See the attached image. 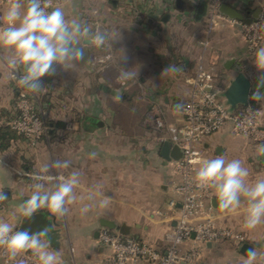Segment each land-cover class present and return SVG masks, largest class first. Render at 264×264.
I'll use <instances>...</instances> for the list:
<instances>
[{
	"label": "crops",
	"instance_id": "1",
	"mask_svg": "<svg viewBox=\"0 0 264 264\" xmlns=\"http://www.w3.org/2000/svg\"><path fill=\"white\" fill-rule=\"evenodd\" d=\"M108 1L109 0H103L102 3L96 4V11H93L94 6H91L89 8L90 13L88 11L87 13L83 12V5L80 4L79 0H51V3L53 8L56 6L63 7L66 13V17L69 16L68 11L74 10L78 14L77 18L86 22L94 31H108L115 35L116 40L112 42L111 48L107 45L101 48H97L95 46H85L84 48L85 60L78 65L76 70L80 69L82 66L83 70L86 69V73L88 74L85 83H83L87 88L86 94H83L81 97V101H84L86 103V107L83 108V113L81 111H76L71 117V121L75 124V126L71 128L68 133L71 137L72 144L67 147L65 145H61L60 151H58L59 153L57 152L55 156L56 159L60 160H64L68 156H70L73 162L70 171H72L73 169L80 170L82 173L86 171V175L82 176L81 188L77 189L78 193L82 190H87L88 188L92 187L95 181H97L99 184H101L100 186L103 193L106 196L110 197V182L112 179L111 167H118L119 174L118 176L114 177V179L117 178L119 183L124 184L126 179L125 167L127 165V152H131L132 150L130 151L128 149H132L133 146L132 144L128 145L126 141L127 139H135V137L132 136H130L132 138H127L124 130H119L111 126V121L115 118V113L114 111H111L110 107L108 106L109 101H114L112 97L117 94V92H121L122 99L126 97L125 88L122 86V84L116 81V76L118 75L119 69H128L127 65L129 66V64L127 63L129 59L127 60V62H125L122 57L131 56V53L127 50V37H130L132 35H130L129 33V35L125 33L127 30L126 25L129 22L134 25V27H132L138 34H136L135 32V34H133V38H135V41H137L144 38L145 35L152 36V32L155 29L154 27H157V24L153 25V23L156 22L157 19H159L160 14L157 13L158 11L156 7H154L153 0H114L115 5L113 7L108 4ZM165 5L168 10H174L172 5L171 8H169L167 3ZM142 8L144 9V12L142 11ZM159 8H161V6ZM159 12H162V10L159 9ZM127 13H129V15ZM186 13L192 14L194 19L193 12L186 11ZM146 17H148L147 20L145 19ZM149 17L151 18L150 20ZM71 18L74 17L71 16ZM227 27L228 26L226 24L221 23L216 30L219 31L218 34H220V32H222ZM141 28L146 29L145 31H143L141 30ZM148 51L150 53L152 52L150 48L148 49ZM191 51L192 50H187L185 53L183 51L181 55H179L178 53L175 55L177 60L180 61L181 59L182 62L179 65L183 68V72L180 73L161 75L162 72L160 70H164L169 65L174 64V56L170 54H168V62V58H166V62L163 63L162 68L156 69L154 67H147L144 71L141 66V68L139 66L135 67V65L132 67L136 68L138 71L141 70L147 73L146 75L148 79L138 78L137 80L139 82V86H141L142 89H144V87H148L146 88L147 91L146 89L144 90L145 96L143 97L148 100L149 103L157 102L158 100L162 101L163 103H167L172 97L171 94H175L181 99L187 97V85L185 90V86L182 84L179 78L180 75H183L184 73L191 76L198 67L195 63V56H191ZM193 52H196V50H194ZM223 57L224 56L222 55V57L219 59L221 62L218 65L219 71L217 72H219V75L223 73L226 74L224 75V78L226 80V82L224 81V84L227 85L228 80L233 76L234 71H241V66L238 63V58L236 57V55L232 56L228 54L224 58ZM226 59L235 60L230 69H225L222 65ZM175 60L176 59L174 58V61ZM235 63H237V67L234 65ZM140 64L142 65V63ZM155 70L157 71L155 72ZM157 75L161 77L158 78ZM245 75L251 81V92L255 91L256 78H253L252 80V76H250V74L245 73ZM44 79L48 84L53 83V79L51 78H49V81H46V77H44ZM128 83L129 81L125 82V84ZM54 84L55 85H51L56 86L54 88H77L79 86L78 81L75 78L74 80L72 79V81L67 83L55 82ZM11 85L12 83L10 81L6 82L7 87L9 86L10 88ZM175 86H177L176 89ZM158 87H162L163 92L161 90H158ZM262 91H264V89H262ZM12 96V93L7 92L5 99L7 104L12 103ZM255 103L257 104V109H260V106H264V100H255ZM173 105L178 104L173 103L171 105L172 113L178 109L173 108ZM0 122L4 123L3 119H1ZM98 122L102 123L100 127L95 125ZM261 126L264 127V123L261 124ZM58 130L59 129H55V133H57ZM115 134L118 135V144H116L114 140L112 142L111 139V136ZM146 138H148L152 146H150L149 150H147L148 148L145 149L143 146L138 148L137 153H135V159L137 160H135L136 163L141 165L143 164V161H146L145 159H152L153 165L159 164L161 165L162 169L166 171H163L164 173H166V183L170 184V181L174 178L176 179V177H174V175L172 174L169 163L159 156L160 146L156 143L158 138L157 135H155V137L148 135ZM258 144L260 143H253L249 138L245 136L234 135L228 127H225L211 137L205 139L201 144V150L204 157L207 159L215 158L220 154H223L228 160L240 159L241 161H243L244 166L247 167L250 171L249 181H254L258 176L264 175V156H257L255 154L256 146ZM26 146L27 144L24 141L18 139L13 142L5 151L0 152V155L6 154L9 160L13 163V167L11 168L13 169V173H8V177L5 178V186L2 185V182L4 180L0 179V190L5 192V194L8 196L7 201L11 202L10 207H6L4 209L3 207L0 208V215L3 216V214L5 213L7 217L6 221L8 222H10L9 219L12 216L11 214H13L17 205L20 204L24 199H27L28 195H30L29 186L33 183L31 179L32 174L38 171L41 164L51 161L46 160V154H44L43 150H41L42 148H39V151L36 152L35 160L33 159L34 161H28V157L26 155L27 153H24V151L26 150ZM92 152L97 153L95 159H89L88 154ZM18 167L22 169V174H18L15 171V168ZM100 169H102L103 171H100ZM150 169V171H152L154 167L153 169L150 167ZM154 171L155 170L152 171V177L153 175L154 177L158 175L155 174ZM160 189L161 193L165 195L164 204L167 205L169 199L178 200V197L174 193L173 189H169V187L166 188L164 186H161ZM119 191L120 197L118 198L122 202V204L121 209H119L118 213L119 215H124V218L121 219L110 217V215L114 214L115 216V214L117 213L112 210L110 205L105 209H100L98 207L93 208L85 215H81L79 211V203L70 206V212H68L70 215L80 217V221H78L79 223L89 222V224L91 225V237L95 250L93 253H91V255L85 257L88 258L90 263L92 261L100 263L109 255H111V250L105 245H102L98 240V233L100 229L103 228L99 224L100 219H108L114 221L117 226L125 224L129 227L128 235L136 236L144 242H150L147 238V233H145V231H147L146 227L140 225L137 220L144 215V211H146L145 209H149L148 214H150V211H152L153 209V205L143 207L142 203L140 202L142 197L135 194L131 198L135 199V201H139L140 203L134 202V206H131L128 209L127 206H125V199L128 196L126 189L124 190V188H119ZM212 194L213 195L211 199H214V192ZM122 199H124V201H122ZM245 208L246 202H244L243 199L241 207L234 212H221L219 209L213 208L212 216L214 224L218 227H226L242 233L245 236L244 242L251 245V248H255L257 251H264V224H261L255 230L244 229L243 222ZM39 212H46L48 214V218L52 222V228L59 233V224L54 216H51V214H49L46 209H41ZM127 214H130L131 217H135L133 222V218H127ZM17 216V219H14L12 221V224L14 225L16 230L19 227L22 218L19 215ZM59 244L60 233L55 242L51 243V249H59ZM189 244L190 243H188V245ZM188 245L185 244V246ZM240 245L241 244H237L231 241H220L217 243L202 245L201 264H207L208 260H211L210 262H213L214 259H208L211 257L210 255L212 253H216L218 249L224 247H227L225 253L228 250L235 253L237 255L236 259H234L235 263L241 264L242 259H246V255H243L239 252ZM0 264H2L1 260Z\"/></svg>",
	"mask_w": 264,
	"mask_h": 264
},
{
	"label": "rangeland",
	"instance_id": "2",
	"mask_svg": "<svg viewBox=\"0 0 264 264\" xmlns=\"http://www.w3.org/2000/svg\"><path fill=\"white\" fill-rule=\"evenodd\" d=\"M79 1L80 4L83 5V12L87 13L88 11L90 13L89 8L94 6L93 11H96V4L102 3L103 0ZM153 1L154 7H156L158 11L157 13L160 15L165 14L167 16V21L162 22L157 19L153 25L157 24L158 28L156 26L154 27L155 29L152 32V36L145 35L144 38L137 41H135L136 39L133 38V34L136 32L133 28L134 25L131 24V22L127 23V30L125 33L132 35L127 37V50L131 53V56L127 57V60L129 59L127 62L129 64V66L127 65L128 69L132 68L134 65L135 67L141 66L144 71L147 67H154L156 69L162 68L163 63L166 62V58L169 57L168 54L173 55L174 64L179 65L182 63L181 59L178 61L175 55L177 53L181 55L183 51L185 53L187 50H192L191 56H195V63L198 67L191 76L187 75L186 73L180 75L179 79L185 86V90L186 83L184 82L185 80L183 81V79L187 78L191 83L194 81L193 79H198L196 74L197 71L201 70L209 72L211 75H213V88L221 92L226 86V84H224L226 82L224 75L226 74L223 73L219 75V72H217L219 71L218 65L221 62L219 59L222 57V55L224 57L228 54L232 56L236 55L238 58V63L241 66V71L246 74H250V76H252V80L259 75L255 66L253 65V61L255 58V51L259 47L264 46V30L258 26L260 24H264V19L261 18V14L259 16L257 25L249 27L240 23H235L233 26L227 24L228 27L218 34L219 31L216 29L221 24V22H217L212 26V28L209 29L206 26V12L205 15L200 17L199 20H194L192 14H188L186 11H180L176 9L173 11L168 10L165 5V0ZM190 1L193 3L205 1L207 3V7L210 8V3L213 0ZM232 1L234 0H231V3H233ZM7 3L8 0H0V11L3 10V7ZM255 4L261 8V13H264V0H256ZM158 6H161V8ZM159 9H161L162 12H159ZM68 14L69 16L67 18L69 19L71 16L75 18L78 17V14L74 10L68 11ZM127 14L129 15V13ZM147 18L148 17L145 19ZM150 19L151 18L149 17V20ZM145 29L141 28L143 31H145ZM136 34L138 33L136 32ZM149 48L152 50L151 53L148 51ZM194 50H196V52H193ZM174 58L177 61H174ZM168 60L169 58L167 59V62ZM140 63H142V65ZM76 69L74 71L68 72H61L58 69L59 74L50 78L53 79V81L51 80L53 85H55V82L67 83L72 81V79L74 80L75 78L79 85L77 88H54L56 86H51L52 84L46 83L45 79L42 78L45 82V87L39 94L30 93L26 89L19 87L15 79L6 78L3 72L0 71V119H3V121L6 119L4 117L3 111H9L11 115L13 113L15 114L16 111L14 108H16V103L25 99L30 104L34 112L37 113V115H39L41 120L45 123V127L47 128L46 132H51L53 130L52 124L56 122L61 121L65 124L63 130L59 129L58 132L54 133L52 137L45 136V139L39 140L34 144L28 140H25L24 142L27 144V146L24 153H27L26 155L28 157V161L35 160V155L36 152L39 151V148H42L41 150H43L44 154H46V160H56L55 156L57 152L60 151V146L65 145L67 147L72 144L71 137L68 133L71 128L75 126V124L71 121V117L73 116L74 112H82L83 108L86 107V103L81 101V97L83 94H86L87 88L83 83H85L88 77L86 69L83 70L82 66L80 69ZM144 71H138L137 79H148L146 75L147 73ZM156 71L157 70H155V72ZM160 71L163 72V70ZM19 74H23L22 71ZM157 77L160 78L161 76L157 75ZM137 79L129 80L128 84L122 85L126 92V97L124 99L118 103L109 101L108 104L111 111H114L115 113V118L111 121V126L119 130H124L127 138L135 137V139H127L126 141L128 145L132 144L133 146L132 149H128L132 151L127 152L125 185L123 183H119L117 178L114 179V177L118 176L119 174L118 167H111L112 179L110 182V207L117 213L115 216L114 214L110 215V217L115 219L124 218V215H119L118 213L122 204L118 197H120L119 188H124V190L126 189L128 196L125 199V206H127L128 209L129 207L134 206V202H141L143 207L153 205V209L150 211V214H148L149 209H145L146 211H144V215L138 218L137 222L147 229L145 233H147V238L150 242L146 243L150 246H153V243H156L157 246H159L165 245V235L169 229V223L167 219L174 217L173 214L170 213V215H167L166 213L167 205L164 204L165 195L161 193L160 188L161 186H164L166 188L169 187V189H173V184L166 183V173H164L166 171L162 169L161 165H153L152 159H145L146 161H143V164L140 165L136 163L137 160L135 159V153H137L138 148L141 146H143L145 149L148 148L147 150H149L150 146L152 145L146 137L148 135L154 137L157 135L148 126L143 124L147 113L155 111L160 117L163 118L162 120L168 129L176 130L183 124L182 107L187 104V97L181 99L177 95L171 94L172 97L167 103H163L159 100L157 102L149 103V101L143 97L145 96L144 90L148 87H144V89H142L141 86H139ZM9 81L12 83L10 88L9 86H6V82ZM191 87V85H188L187 95L188 92H190ZM176 88L177 86H175V89ZM157 89L161 91L163 90L162 87H158ZM7 92L13 94L11 104H7L5 101ZM173 103L180 105V108L172 113L171 105ZM258 111L257 119L261 125L264 123V106H260ZM117 136V134L111 136L112 142L114 140L116 144L119 143ZM66 159H71V157L68 156ZM12 164L13 163L9 160L6 154L0 155V179L4 180L2 182V185L4 186L6 184L5 178L8 177V173H13V169H11L13 167ZM150 167L152 169L154 167L153 170H155V174H158L157 176L154 177L153 175L152 177L153 170L150 171ZM15 171L18 174H22V169L19 167L15 168ZM100 171L103 170L100 169ZM68 172H70V169L65 171L64 174L67 175ZM83 175H86V171L83 172ZM97 184L101 185L95 181L94 185ZM135 194L142 197L140 202L131 198ZM122 201H124V199H122ZM10 205L11 202L7 200L0 202V208L3 207V209L10 207ZM70 206H68L69 212ZM126 216L127 218H133L132 222L135 219V217H131L130 214H127ZM17 217V215L15 217L12 215L9 219V223H12L14 219H17ZM54 218L59 224L58 228L60 233L59 249L55 251L61 254L63 264H103L104 260L100 263L96 261H92L90 263L88 258H85L91 255V253H93L95 250L91 237L92 229L89 222L79 223L78 221H80V217L72 216L69 213L63 217L58 218L54 216ZM0 219L7 220L6 214L4 213L3 216L0 215ZM226 248L227 247L218 249L216 253H212L210 255L211 257L208 259H214L215 261L213 260V262H210L211 260H208L207 264H236L234 259H236L237 255L230 250L225 253Z\"/></svg>",
	"mask_w": 264,
	"mask_h": 264
},
{
	"label": "clouds",
	"instance_id": "3",
	"mask_svg": "<svg viewBox=\"0 0 264 264\" xmlns=\"http://www.w3.org/2000/svg\"><path fill=\"white\" fill-rule=\"evenodd\" d=\"M51 9V10H49ZM264 19V13H261ZM264 30V24L258 25ZM115 35L108 31L93 30L79 18H67L61 6L52 7L51 0H8L0 11V71L6 78L15 79L17 85L28 92L39 94L45 87L42 78L74 71L85 60V46L112 47ZM122 59L127 62V57ZM259 75L256 89L251 98L264 100V46L255 51L253 61ZM23 74H19V73ZM183 72L182 67L169 65L161 75ZM19 74V75H18ZM136 68H120L116 81L120 84L137 79ZM120 102L122 95L117 92L112 97ZM244 124L251 126L252 120ZM255 154L264 156V143L256 146ZM95 159L97 153L88 154ZM71 159H56L40 165L33 173V183L29 186L30 195L17 205L13 217L19 215L31 220L41 209L51 216L63 217L70 205L80 204L81 215L93 208L105 209L111 203L100 185H93L79 193L83 173L73 169ZM194 177L198 189H211L214 192L221 212H234L246 202L243 228L255 230L264 224V175L249 181L250 171L240 159L228 160L223 154L215 158H201ZM23 195V194H22ZM8 196L0 190V202ZM51 227L44 225L39 230L29 228L16 230L12 223L0 219V250L9 264H27L20 257L31 254L38 264H63L61 254L51 249ZM246 259L241 264H264V251L249 248ZM19 258V259H18Z\"/></svg>",
	"mask_w": 264,
	"mask_h": 264
},
{
	"label": "built area",
	"instance_id": "4",
	"mask_svg": "<svg viewBox=\"0 0 264 264\" xmlns=\"http://www.w3.org/2000/svg\"><path fill=\"white\" fill-rule=\"evenodd\" d=\"M222 2L231 3L229 0H213L210 8L207 7L206 26L210 29L217 22L231 26L235 23L243 24L217 13V7ZM257 23L258 20L243 25L251 27ZM196 76L198 79H193L191 83L187 78L183 79L186 85L192 87L187 95V104L182 107L183 124L180 127L176 130L168 129L163 118L155 111L148 112L143 121L157 134L158 142L170 141L181 150L180 159L168 162L176 177L170 183L173 184L178 200L170 199L167 203V215H174L167 219V247L161 252L130 235H120L117 231L111 233L101 228L98 240L111 250V255L104 259L103 264H201L202 245L220 241L242 244L245 241L242 233L214 224L210 204L213 190L196 188L194 177L199 166L196 161L205 158L201 150L202 142L223 128L228 127L234 135L245 136L253 143H260L264 142V127L258 122L257 107L248 103L229 108L220 96V91L213 88V75L199 70ZM14 110L18 112L17 115L7 122L11 129L32 144L42 140L47 128L30 104L25 99L20 100ZM247 119L252 120L251 126L244 124ZM20 258L25 259L27 264H38L30 253ZM0 260L2 264H9L2 254Z\"/></svg>",
	"mask_w": 264,
	"mask_h": 264
},
{
	"label": "water",
	"instance_id": "5",
	"mask_svg": "<svg viewBox=\"0 0 264 264\" xmlns=\"http://www.w3.org/2000/svg\"><path fill=\"white\" fill-rule=\"evenodd\" d=\"M236 1L240 4L239 7L230 3H220L217 7V13L229 20L239 21L245 25H250L254 22H257L261 14V8L256 6L254 8L247 9L249 8V3L253 2L254 0ZM108 4L113 7L115 5V1L109 0ZM173 8L180 11L183 10L193 12L194 19L199 20L200 17L205 15L207 3L205 1L193 3L190 0H173ZM234 62V59H226L222 65L225 69H230ZM178 67H180V65ZM49 78L50 77H46V81H49ZM251 88V81L248 79L245 73L242 71H234L233 76L228 80L227 85L220 92V96L223 98L225 105H227L229 108L244 106L250 101ZM173 108L179 109L180 105H173ZM95 125L100 127L102 123L98 122ZM159 156L168 162L171 160L176 161L181 157V150L177 144L171 143L170 141H163L160 145ZM210 204L212 208L219 209L216 198L211 199ZM99 224L101 227L108 230L117 231L120 235L129 234V227L125 224L117 226L114 221L108 219H100ZM44 225L51 227V241L55 242V240L59 237V233L52 228V222L49 220L48 214L46 212H38L31 220L22 217L17 230L30 227L33 231H37ZM249 248H251V245L244 242L239 246V252L245 255Z\"/></svg>",
	"mask_w": 264,
	"mask_h": 264
},
{
	"label": "trees",
	"instance_id": "6",
	"mask_svg": "<svg viewBox=\"0 0 264 264\" xmlns=\"http://www.w3.org/2000/svg\"><path fill=\"white\" fill-rule=\"evenodd\" d=\"M167 5L169 6V8H171V4H172V0H165ZM144 6V5H143ZM142 11L144 12V9L142 8ZM249 104L253 105V107H257L255 100H253L252 98H250V101L248 102ZM18 112H15V114L13 113L12 115L10 114L9 111H3L4 117L6 118L4 123L0 122V152L5 151L7 148L10 147V145L15 142L16 140L20 139L22 141H25V139L18 135L16 131H14L13 129H11V127L7 124L6 121H10L13 117H15L17 115ZM1 120V119H0ZM65 127V124L62 122H56L54 124H52V131L49 132L47 131L45 133V135L43 136L42 139H45L46 137H52L55 133V129H63ZM159 146L161 145V142H156ZM260 143H264V142H260ZM168 162V161H167ZM111 233H116L114 232V230H110ZM131 236V235H130ZM136 238L138 241H142L140 238L136 237V236H131ZM153 247H157V249L161 252H164V250L166 249L167 245H159L157 246L156 243H153Z\"/></svg>",
	"mask_w": 264,
	"mask_h": 264
},
{
	"label": "flooded vegetation",
	"instance_id": "7",
	"mask_svg": "<svg viewBox=\"0 0 264 264\" xmlns=\"http://www.w3.org/2000/svg\"><path fill=\"white\" fill-rule=\"evenodd\" d=\"M230 2H231V0H230ZM232 2H233V3H231V4H233V5H237L238 7L240 6V4L237 3L236 0H234V1H232ZM255 2H256V0H254L253 2H250L249 5H248L249 8H247V9H251V8L256 7ZM171 5L173 6V0H172V4H171ZM146 20H147V19H146ZM159 20L162 21V22H165V21L167 20V16H166L165 14L160 15V16H159ZM148 22H149V21H148ZM238 22H239V21H238ZM234 65L237 67V63H235Z\"/></svg>",
	"mask_w": 264,
	"mask_h": 264
}]
</instances>
